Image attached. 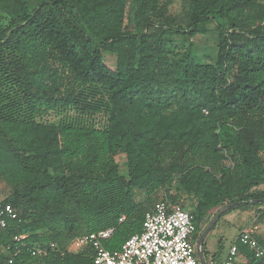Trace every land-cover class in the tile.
<instances>
[{
	"label": "trees",
	"instance_id": "obj_1",
	"mask_svg": "<svg viewBox=\"0 0 264 264\" xmlns=\"http://www.w3.org/2000/svg\"><path fill=\"white\" fill-rule=\"evenodd\" d=\"M6 1L0 181L18 217L0 230V264H93L89 249L67 250L72 240L114 228L104 247L119 251L159 191L170 203L194 199L196 234L213 209L264 205L253 192L264 185V0H187L183 28L168 1ZM206 24L218 33L212 64L191 55ZM176 35L187 46L173 54ZM34 246L45 254L30 256ZM235 246L237 264H264Z\"/></svg>",
	"mask_w": 264,
	"mask_h": 264
},
{
	"label": "built area",
	"instance_id": "obj_2",
	"mask_svg": "<svg viewBox=\"0 0 264 264\" xmlns=\"http://www.w3.org/2000/svg\"><path fill=\"white\" fill-rule=\"evenodd\" d=\"M17 213L10 204L0 200V230L8 222L17 220ZM124 218L121 217L119 222ZM257 228L250 226L243 229L238 240L252 250L256 258H264V248L258 243ZM114 228L95 233L76 236L68 247L69 252L89 249L93 264H200L195 242L196 228L189 212L180 203H170L166 199L156 201L144 214L142 232L130 236L124 241L119 251L110 252L104 247ZM23 236H15L19 242ZM200 251V250H199ZM30 256H42L45 249L29 248ZM18 249L14 248V255ZM235 243L231 245L227 256L219 264H237ZM8 264L12 263L9 257ZM207 264H217L209 260Z\"/></svg>",
	"mask_w": 264,
	"mask_h": 264
},
{
	"label": "rangeland",
	"instance_id": "obj_3",
	"mask_svg": "<svg viewBox=\"0 0 264 264\" xmlns=\"http://www.w3.org/2000/svg\"><path fill=\"white\" fill-rule=\"evenodd\" d=\"M14 0H7V4H12ZM167 5V16L171 18L174 26L185 27V7L187 0H161V4ZM34 3V0H30ZM205 28L207 32L205 34H198L191 39V55L197 59L200 63H214L217 55V38L218 33L212 24H206ZM172 47L170 51L173 54L182 53L185 51L187 44L182 45L179 36L172 37ZM104 59L108 66H113L114 58L109 54H105ZM118 166L119 173L126 176L127 166L126 158L124 155H118L115 157ZM264 191V185H261L253 189L254 193ZM10 193V188L0 181V199H4ZM163 197V192L159 191L152 201H158ZM145 196L140 193L137 195V201H143ZM224 206L213 209L216 215L220 209ZM54 207L63 208L69 211L72 215H75L73 206L65 200H60L55 203ZM186 207V206H185ZM189 207V206H188ZM190 212L189 208H185ZM214 215V216H215ZM224 219L220 218L218 222L210 230V234L207 236L208 246L212 248V253H217V257H225L231 247V244L238 238L240 232L250 226H255L257 229V236L262 244H264V205H255L254 203L244 204L242 207L236 208L230 212H227ZM213 219V217H212ZM211 219V220H212ZM64 229H58V233H64Z\"/></svg>",
	"mask_w": 264,
	"mask_h": 264
},
{
	"label": "crops",
	"instance_id": "obj_4",
	"mask_svg": "<svg viewBox=\"0 0 264 264\" xmlns=\"http://www.w3.org/2000/svg\"><path fill=\"white\" fill-rule=\"evenodd\" d=\"M1 196V195H0ZM8 196V195H7ZM1 198V197H0ZM1 200V199H0ZM194 201V199L193 198H184L183 200H181V202H182V205L184 206V208H189L190 209V211H191V209H192V206H191V203ZM186 206V207H185ZM189 206V207H188ZM215 212H214V210H211V211H209L208 213H207V221H206V223L201 227V229H200V231L195 235V242H196V246H197V244H198V240H199V238L201 237V235L203 234V232L205 231V229L207 228V226H208V224H209V222L211 221V219H212V217H214V214ZM226 215H224V216H222V217H220V218H222V219H224V220H222V221H226L225 220V217ZM219 218V219H220ZM219 221V220H218ZM217 221V222H218ZM216 224V223H215ZM214 224V225H215ZM213 228V227H212ZM211 228V229H212ZM210 229V230H211ZM210 230L208 231V233L205 235V237L203 238V241H202V243H201V245H200V256H198V259H199V261H200V264H207V262L209 261V260H214L217 264H219L220 262H222L224 259H225V257H217V254H218V252L216 253H212V248L210 247V246H208V238H207V236L210 234ZM237 240V239H236ZM235 240V241H236ZM235 241L231 244V245H233L234 243H235ZM73 253H76V252H73ZM238 262H239V260H238Z\"/></svg>",
	"mask_w": 264,
	"mask_h": 264
},
{
	"label": "water",
	"instance_id": "obj_5",
	"mask_svg": "<svg viewBox=\"0 0 264 264\" xmlns=\"http://www.w3.org/2000/svg\"><path fill=\"white\" fill-rule=\"evenodd\" d=\"M264 201V200H262ZM251 203H256V201H253ZM247 204V202H235V203H231L228 204L226 206H224L222 209L219 210V212L213 217V219L209 222L207 228L205 229V231L203 232V234L201 235V237L198 240V244H197V254L198 256H200V245L203 241V238L205 237V235L208 233V231L214 226V224L219 220V218L222 216V214L226 211H229L235 207H238L239 205H244Z\"/></svg>",
	"mask_w": 264,
	"mask_h": 264
}]
</instances>
